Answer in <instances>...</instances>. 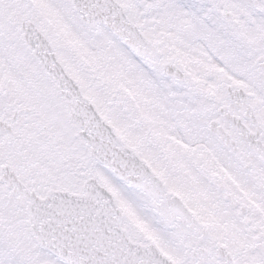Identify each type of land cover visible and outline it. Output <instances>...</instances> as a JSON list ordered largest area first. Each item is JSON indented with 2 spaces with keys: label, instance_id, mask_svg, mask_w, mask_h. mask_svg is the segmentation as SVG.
I'll use <instances>...</instances> for the list:
<instances>
[{
  "label": "snow or ice",
  "instance_id": "obj_1",
  "mask_svg": "<svg viewBox=\"0 0 264 264\" xmlns=\"http://www.w3.org/2000/svg\"><path fill=\"white\" fill-rule=\"evenodd\" d=\"M0 264H264V0H0Z\"/></svg>",
  "mask_w": 264,
  "mask_h": 264
}]
</instances>
